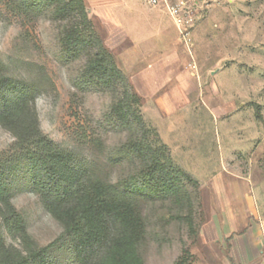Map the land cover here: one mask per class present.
Returning a JSON list of instances; mask_svg holds the SVG:
<instances>
[{
	"label": "rangeland",
	"instance_id": "374dc122",
	"mask_svg": "<svg viewBox=\"0 0 264 264\" xmlns=\"http://www.w3.org/2000/svg\"><path fill=\"white\" fill-rule=\"evenodd\" d=\"M7 1L0 0V63L15 85L32 88L41 130L101 176L126 178L134 161L123 155L125 141L138 127L117 110L121 85L84 76L88 52L65 45L68 21L48 14L25 20ZM85 1L141 96L148 126L198 181L182 179L191 208L181 217L169 211V200L151 199L144 209L147 240L128 263L174 264L185 257L194 264H264V0ZM156 14L163 16L167 43L142 58L150 66L143 73L135 65V41L162 30ZM174 45L167 67L151 66L149 59ZM14 141L0 124V151ZM6 176L28 235L21 238L0 217L7 244L50 245L54 264H87L36 191L28 163L16 162Z\"/></svg>",
	"mask_w": 264,
	"mask_h": 264
},
{
	"label": "trees",
	"instance_id": "16d2710c",
	"mask_svg": "<svg viewBox=\"0 0 264 264\" xmlns=\"http://www.w3.org/2000/svg\"><path fill=\"white\" fill-rule=\"evenodd\" d=\"M6 5L25 20L48 14L54 20L68 21L65 45L88 52L84 76L118 81L123 90L117 110L125 121L136 124L138 132L125 141L123 150L125 158L134 161L132 173L116 182L103 177L41 130L32 88L15 85L0 63V124L15 136L11 147L0 151V217L21 238L28 237L6 176L22 160L29 165L36 191L64 224L87 264H129L130 255H138L147 240L149 216L144 209L151 199L158 196L157 200H169V211L175 208L176 216L181 217L185 206L191 208V195L182 179L196 185L198 181L174 163L168 145L148 126L141 96L95 28L85 0H8ZM27 247L22 250L7 244L0 230V264H54L49 259L50 245ZM174 264L194 263L183 257Z\"/></svg>",
	"mask_w": 264,
	"mask_h": 264
},
{
	"label": "crops",
	"instance_id": "0c3cea01",
	"mask_svg": "<svg viewBox=\"0 0 264 264\" xmlns=\"http://www.w3.org/2000/svg\"><path fill=\"white\" fill-rule=\"evenodd\" d=\"M123 5L124 7H126V9L130 10V11H134V7L129 4V3H124V4H120V6ZM163 16H160V14H156L154 15V22L157 24V27L160 29L162 26V30L160 29V32H158L157 34L154 35H149V37H145L143 38L141 41H135V47H139L140 51L139 53L134 52V57H135V65H138L139 67H143L145 69H143V73H147V68H149L150 66L147 65H142V58H147V57H151V54H154L155 52H159V47L158 46H166L167 43V37H166V32H164L163 30V20H162ZM120 24L121 21H119ZM163 33V34H162ZM170 51L168 52L167 50L161 51L160 54L157 55L156 59H149L150 61L152 60L151 66H158V67H167V64L169 63L166 62L167 60V55L168 53H173V51L176 49V46H169ZM132 49V48H131ZM141 52V53H140ZM149 63V61L147 62ZM163 65V66H162Z\"/></svg>",
	"mask_w": 264,
	"mask_h": 264
},
{
	"label": "built area",
	"instance_id": "2783aa9c",
	"mask_svg": "<svg viewBox=\"0 0 264 264\" xmlns=\"http://www.w3.org/2000/svg\"><path fill=\"white\" fill-rule=\"evenodd\" d=\"M157 0H154V2H156ZM176 11V10H175Z\"/></svg>",
	"mask_w": 264,
	"mask_h": 264
}]
</instances>
